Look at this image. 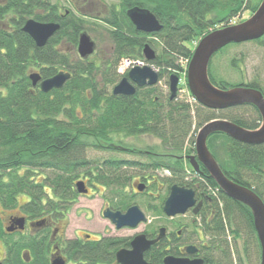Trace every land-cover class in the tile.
<instances>
[{
    "label": "trees",
    "instance_id": "16d2710c",
    "mask_svg": "<svg viewBox=\"0 0 264 264\" xmlns=\"http://www.w3.org/2000/svg\"><path fill=\"white\" fill-rule=\"evenodd\" d=\"M145 1L124 0L121 13L113 6L111 18L104 19L105 25L97 23L94 29L103 32V28H106L112 46L107 56L69 64L53 51L56 44L53 42L62 36V40L76 46L79 34L85 30L83 19L73 16V24L65 25V29L51 41L52 44L38 50L32 39L20 28L30 17L42 22L54 21L56 9L50 5V1L8 0L3 3H7L5 7L0 6V16L14 10L19 17L15 22V32L0 31V202L5 209L14 208L19 203V196L24 195L27 201L23 208L29 218H64L67 221V214L79 197L77 180L86 171L85 168L97 170L99 179L94 181L109 192L108 200L111 201L112 209L125 210L130 207L136 197L127 192L130 179L122 170L134 168L135 165L117 161L101 164L103 161L97 160L90 161L89 165L93 166L89 168L81 152L87 142L81 140V136H91L96 141L95 147L88 145L91 149H101L103 144L118 142L115 136L120 137L122 144L124 140L121 137L129 139L149 135L156 138L170 155L164 165V169L170 173V187L179 185L190 188L197 181L187 180L188 163L183 156L195 152L194 127L199 131L205 124L217 119L227 120L248 130L260 127L261 116L256 108L249 105L236 108L248 111L242 115H235L236 109L217 112L200 105L193 110L185 102L170 100L169 94H163L161 86L139 88L132 97L113 94V88L122 79L117 73L122 59L143 58L145 44L155 43L149 41L144 33H134L123 11L130 5L149 8ZM202 1L158 0L154 4L152 11L164 28L162 33L152 35L163 46L161 55L153 64L160 68V80H163L164 85L169 84L167 74L180 70L176 61L190 60L192 57L193 51L187 44L204 32L203 21L198 18L200 14L206 13V7L209 10L212 6L208 2L202 5ZM249 2L252 0H217V18L212 26H220L224 22L231 24L245 5L246 10L251 9L254 13L262 0H257L253 5ZM38 5L46 12L36 14L34 10ZM48 9L50 12H47ZM168 12L171 17L185 12L190 14L191 19L184 22L162 19ZM196 24L201 28L200 33L192 30ZM252 42L264 48V37ZM37 63L42 65L44 78L54 76L58 68L63 66H67L73 76L62 89L47 94L33 91L29 72ZM209 75L211 81L220 87L231 89L242 86L259 90L264 95V87L257 82L231 84L222 81L217 84L211 69ZM250 114L254 115L252 121L246 119ZM208 147L229 179L253 190L264 202V145L242 144L217 133L209 137ZM153 166L156 169L157 163L154 162ZM35 170L45 175L42 180H35ZM200 170L205 171L202 166ZM207 181L209 186L218 188L211 178ZM221 196L226 205L224 213L228 218V226L232 223L236 227L237 218L241 219L246 224L247 233L258 241L250 209ZM146 200L144 206L156 211L151 206L154 201L149 198ZM209 231L212 237L220 240L227 231L224 220L218 221L214 230L211 228ZM232 233L234 240H237L240 230L233 228ZM4 236L6 234L0 216V237ZM47 236L44 234L37 239L35 236L21 235L26 241L20 239L12 242L9 245L12 264H49ZM68 246L69 258H78L82 249L73 242ZM24 250L30 252V263L22 261ZM235 252L239 253L237 250ZM229 253L233 254L231 250ZM153 258V264H160L156 256ZM230 260L235 262V259Z\"/></svg>",
    "mask_w": 264,
    "mask_h": 264
},
{
    "label": "flooded vegetation",
    "instance_id": "af4514ba",
    "mask_svg": "<svg viewBox=\"0 0 264 264\" xmlns=\"http://www.w3.org/2000/svg\"><path fill=\"white\" fill-rule=\"evenodd\" d=\"M6 1L8 0H0V6L5 7L7 3L6 4H3V3H5ZM66 1L68 5L66 4L58 5L50 1V5L54 6L56 9V12H55L56 14L54 15L55 17L54 21L42 22V21H38L30 17L23 22L20 28V31L25 33L23 31V27L25 26L26 22L29 20H34L35 22L39 24H52V25L57 26L58 29L56 30L54 35L49 38L45 46L39 47L35 43V41L32 40L35 44V47L38 50H43L49 44H52L51 41L53 39L55 40L57 35L63 29H65V25L70 26V24H73L72 19H71L73 16L77 19H83L85 23L84 24L85 30H83L79 34L76 46H72L66 40H62V36H61L59 40L56 39L53 42V44L56 43L53 46V49H54L53 51L56 52L58 55H60V57H62V59L65 60L67 64L72 63V62H77V61H85V60L90 61L91 58L93 59L94 57H97L98 49H97L96 40L93 39V37L90 35L91 33L89 34L88 32L89 29H86V27H88L87 24H89L90 26L91 22L104 24V19L100 18L102 14V10L101 11L92 10L93 12L87 11L84 13L83 11L84 8L86 7L93 8L92 6L95 5L94 0H66ZM97 1H98V5L104 8L103 11H105V7H106L105 13H107L106 18L108 19L111 18L112 16L113 6H115V10L120 11V13L122 12L121 6L123 5L124 0H97ZM107 1L112 2V4L111 5L108 4ZM105 2L107 3L105 4ZM145 2L147 3V6H150L151 8L150 7L149 8L140 7L137 5H130L123 10L125 12V16L128 18L127 12L130 9L135 8V7H138L141 9H147L151 13H153L152 10H154L153 9L154 4L158 2V0H146ZM207 2L212 7L209 10L206 7V9L204 10L206 13L200 14L199 15L200 18L198 19L203 21L204 25L199 24V25H203V29H204L203 31L204 32L206 31L209 33L210 30H212V28L217 27V26H212V23L216 21V18H217V8H216L217 0H203L202 5L207 4ZM65 6H68L69 9H66ZM13 11L8 12L7 15L0 16V31H5L7 33H12L16 31L15 22L18 20L19 17ZM34 11L38 15L43 14V12H46V10L42 9L39 5L35 8ZM47 12H50V10L48 9ZM171 16L172 15L168 12L167 15H165L162 19H167L171 21L181 20L183 18H185L187 21H190L189 19H191L190 14L185 13V12L179 13L175 17H171ZM128 20L130 21L129 18ZM158 21L164 28V25L162 24V22L159 19ZM130 23L133 27L134 33H142L136 29V27L132 24L131 21ZM91 24L93 26V23ZM190 25L192 24L190 23ZM94 28L95 26L91 28V31L96 30ZM200 29L201 28L197 26V24L192 28L194 33H196V31L197 33H200L199 31ZM126 32H127V29L125 33ZM159 33H162V31ZM83 34H87L91 38V40L95 43L94 54H92L91 56L87 58H82L78 51L80 37ZM93 34H99V33H93ZM145 35L148 38V40H152V41L158 40V38H155L152 36L153 34H145ZM146 44H149V43H146ZM111 48L112 46L110 45L109 50H111ZM155 54H156L155 58L151 61H146L144 59L143 52H142L143 58H136V59L144 60L146 65L156 67L160 71V68L153 64L155 61H157L160 54L157 55L156 51H155ZM103 57L98 56L97 59L103 58ZM109 57L111 58L110 55ZM126 59H134V58L129 57ZM37 64L38 65L29 72V79L32 74H38L41 78L40 82L38 83L36 87H33L32 81L30 79L33 91H38V90L41 91L40 89L41 82L44 80L50 79L59 73H69L71 74V78L73 76L72 72L67 68V66H63V67L58 68V72L54 76L49 77V78H44L42 74L43 72L42 65L40 66L39 63ZM121 139L123 138L121 137ZM84 145L86 146H83V150L81 152L83 153V156L85 157L87 161L88 167L90 168L91 166H93V164L89 165L90 161L86 158L89 147H88V144H84ZM101 149L125 153L128 155L136 156L140 158L143 157L147 161L146 163H141V162H134V161H122V160L108 159V160H103L101 164H103L106 161H117V162L130 163L131 165H135L134 168L137 169L136 167H138L140 171H144V172L151 171L152 173H154V171L156 173L161 172V174L153 176L156 179H147L146 177H138V180L137 179L136 180L139 182V184L136 185L134 189H136L137 193L139 194L150 195V196H147V199L149 198L150 201L153 200L155 202V204H151V206H153L156 211L148 210V206H145L144 208L146 209V211L150 213H153L160 217H164V219L167 220L169 224H167V226H162V227H152L148 229L149 231L141 232L133 237H122L119 235L112 236V235L104 234V235L95 236L94 238V235L84 234L82 235V237H78L75 239H66V238H61L62 229H63L62 225H63V222L65 221L64 218L63 219L51 218L49 220L44 219V218H39L35 220L32 218L26 217L25 218L26 224L24 225L23 230L18 229L14 233H9L7 232V228L14 227V225L16 226L17 221H19L21 217H18V216L15 217V216L8 215V217H6L5 219L2 218L4 223L5 221L8 223V227L5 228L3 226V230L6 236L0 237V245L2 244L5 250L4 251L5 255L3 257L0 255V264H12V261L9 255V245L6 243V239L9 237V235H14L16 233H20L21 235L25 236L26 229H28V234L30 236H35L37 237V239H39V237L44 234L48 235L46 244H47V247L49 246V250H48L49 264H53V261L59 258H61L64 261V264H119V261H118L119 252L133 251L134 250L133 242L135 241L136 237L140 235H144L147 238V240L153 241L158 238L162 230H164L163 238L160 239L155 244H153L143 254L144 260L148 264H153L151 261L154 259L153 258L154 256H156L155 259L157 258L159 259L157 260L159 261L160 264H165L164 261L168 257H174L176 259L186 260L189 263L196 262V261H202L203 264H243L241 260V256H240L241 253L235 254V251L237 250V252H240L243 246H244L245 253L248 250L245 249L246 245H243L244 243L241 246L240 244H238V248H237L236 246L234 247L232 242L230 241V239L234 240L233 238L234 234L232 233L233 224L231 223V225L228 226V223H229L228 218L224 213L226 205H225L223 197L221 196V195H224V196L226 195L221 190H219V188H213L209 186L207 180L210 178V175L209 173L205 172L206 170L203 172L202 171L194 172L191 168L187 169V175H188L187 180L197 181L190 188L184 186L185 188L192 189L195 192V201H196L195 205L192 208H190L184 215H177L175 217H169L164 212V206H165L167 199L170 196L171 187H172V186L170 187L169 182H168L170 173L166 169H164V165L170 158L168 151L162 148L163 152L161 154H158L148 149L146 150V149H138L134 147H127V146H124L123 144L122 145H116V144L107 145V147L102 145ZM189 156H190L189 154L183 156L184 161L188 163V165H189V161H187V157ZM154 162L157 163L156 169L153 168ZM87 169L88 168H85L86 171H83L81 173L82 177L81 179L77 181H83L86 183V186L88 189V194H87L88 196L91 193V189H90L91 187H89V184H88V182L91 179V176L89 175V173L91 172L92 176L94 177L92 180L99 179L98 178L99 175L97 173V170L95 172L94 170H91L90 168L89 169L90 172H89V170ZM124 169H128V168L126 167ZM35 171L36 173L37 172L40 173L41 176L44 175L43 173H41L40 170H35ZM163 173H167V175H163ZM160 180L162 181L161 182L162 187L164 186V184L167 185V191L165 192V195L163 196L161 195L158 196L159 195L158 194L159 192L158 182ZM138 186H142L143 191H139L137 189ZM180 187H183V186H180ZM150 189L152 191V194L149 193ZM133 195L136 196L135 193ZM134 206H138V205H136L134 202L130 207H128L125 210H115L110 207V201H108V203H105L103 206L102 217L105 220H107L109 224L114 228L115 233L126 231V230H136L141 225L149 223L148 217L146 216L145 212H143L141 209L140 210L144 213V215L147 218V222L140 224L137 228H134V229L129 228V227L118 229L117 225L111 219L105 218L104 216V212L107 210H110L113 213L121 212L122 214H126L127 211L131 207H134ZM179 217H189L190 219L188 222H186L187 224H183L180 220H175L176 218H179ZM67 218H68V214H67ZM221 219L224 220L227 231L225 233V236L220 237V240H219L217 238L212 237L209 230H211V228L214 230L215 224ZM42 221H45L44 226L38 227L35 225L36 223L42 222ZM191 227H193L192 230H191ZM238 239L239 238H237V240H234V241L238 242ZM72 242L77 244L82 250L85 251L84 253H82V250H80L79 251L80 254H78L79 255L78 258H74V259L69 258L68 256V248H69L68 245ZM189 248L190 250H188ZM230 250L233 253L232 255L229 253ZM28 253L29 255L25 256V254H28ZM246 256L250 257L247 253H246ZM21 258H22V261H24L25 263H30L32 260V257L30 255L29 250H24L21 255ZM26 258H28L29 261H27ZM230 259H235V262L232 263Z\"/></svg>",
    "mask_w": 264,
    "mask_h": 264
},
{
    "label": "water",
    "instance_id": "95a60500",
    "mask_svg": "<svg viewBox=\"0 0 264 264\" xmlns=\"http://www.w3.org/2000/svg\"><path fill=\"white\" fill-rule=\"evenodd\" d=\"M127 16L139 32L145 34H156L162 31L163 26L156 16L147 9L138 7L127 12ZM57 26L52 24H39L34 20H29L23 27V31L28 34L33 41L43 47L50 37L54 35ZM264 37V0H262L256 12L245 22L224 27L205 36L191 58L188 68V86L198 101L206 109L213 111H224L231 108L251 105L257 109L262 124L256 130L242 128L227 120H214L204 125L198 132L195 142L196 156L188 157L193 169L199 171V164H202L219 189L233 201L239 202L248 207L253 217L254 228L257 233L261 247V264H264V202L251 189L241 186L229 179L220 168L219 164L211 154L207 142L210 136L220 133L227 135L231 139L246 145H264V95L261 91L245 87H237L230 90L220 89L212 83L209 77V66L212 58L222 49L231 44H243L259 40ZM79 54L82 58H87L94 54L95 43L87 34H83L79 41ZM143 56L151 61L155 58V51L149 44L143 49ZM71 74L59 73L56 76L44 80L40 84V89L47 94L53 90H59L70 80ZM33 87H36L41 78L38 74L30 76ZM158 73L149 66L132 69L127 77L113 89L114 95L132 97L136 94L137 87L154 86L158 83ZM178 77H170L171 100L177 96ZM76 189L79 194L86 195L88 190L84 182H78ZM139 191H143L142 186H138ZM195 192L192 189L174 185L171 187L170 196L167 199L164 212L169 217L184 215L195 205ZM105 218L111 219L118 229L129 227L137 228L140 224L146 223L147 218L138 206L131 207L126 214L121 212L113 213L110 210L104 212ZM25 219L17 221L16 226L7 228V232L12 233L18 229L23 230ZM38 227L45 225V221L35 224ZM164 230L158 238L153 241L147 240L144 235L135 238L133 251H122L118 254L119 264H148L144 260V252L153 244L163 238ZM190 250V248L188 249ZM28 256V254H25ZM27 261L28 258H26ZM165 264H203L202 261L189 263L186 260L168 257ZM53 264H64L59 258Z\"/></svg>",
    "mask_w": 264,
    "mask_h": 264
},
{
    "label": "rangeland",
    "instance_id": "374dc122",
    "mask_svg": "<svg viewBox=\"0 0 264 264\" xmlns=\"http://www.w3.org/2000/svg\"><path fill=\"white\" fill-rule=\"evenodd\" d=\"M52 3L58 4V5H68L66 0H50ZM257 0H252V2L249 4L253 5L256 3ZM108 4H112V2L107 1ZM105 2V4L107 3ZM94 6L91 7H86L83 9L84 13L87 11H101V19H105L107 16L106 12V7L105 11H103L104 8L98 5V1L94 0ZM109 6V5H108ZM244 6V5H243ZM246 6V5H245ZM242 9L241 12L237 14L235 19L231 21V24L227 25L226 22L220 24V26L212 28L209 33H212L216 30H220L224 27H228L231 25L235 24H240L248 20L252 14L251 9L246 10V7ZM66 9H69L68 6H65ZM64 8V7H63ZM91 9V10H90ZM93 12V11H92ZM186 20L185 18L181 19L182 22ZM93 23V26L92 24ZM90 26L89 24L86 29H89L88 32L89 34L93 37V39L96 40L97 43V49H98V56H107L110 52L109 46L110 42L109 39L107 38L106 34V28H103V32H97V30L91 31V28L97 25L96 22H91ZM230 23V22H229ZM93 33H99V34H93ZM101 33H103V37L101 36ZM208 32H203L199 37H197L195 40L191 41L190 43L187 44L188 47H190L193 50L198 46L200 41L207 36ZM203 35V36H202ZM152 41V40H149ZM159 41V40H156ZM154 41L155 43H151L150 45L153 47V49L156 51L157 55L162 53V44ZM161 55V54H160ZM97 57H94L93 59L91 58L90 61L96 60ZM178 65L181 62L180 60L176 61ZM211 75L214 77L215 81L217 84H219L222 81H225V83H231V84H239L240 82L244 83H259L262 87H264V48L260 46L258 43H244V44H233L229 45L228 47H225V49L221 52L215 55L212 58V63H211ZM226 89L229 90L226 86H224ZM162 92L163 94H167V89L166 86L162 87ZM112 89H110L111 91ZM195 106H198L197 104ZM197 108V107H196ZM195 108V109H196ZM239 108V107H238ZM236 109V108H235ZM247 110H242V109H236L234 110L235 115H242L244 113H247ZM253 114L247 115L246 119L247 120H254L252 119ZM218 120V119H217ZM195 130V138L198 134V130L194 127ZM123 138V137H122ZM194 138V139H195ZM81 140H86L88 145H92L93 147L96 146V141L89 136L88 138L80 137ZM115 139L118 142H114L116 145H122V142H120V137L115 136ZM124 142L123 145L127 147H134L138 149H148L154 153L161 154L163 152L162 147L160 146L161 143L158 139L153 138L149 135L147 136H141L139 138H123ZM108 144H103V146L107 147ZM102 146V145H101ZM86 158L89 161H103V160H108V159H114V160H122V161H134V162H141V163H146L147 161L143 157H136V156H131L125 153H120V152H115V151H110V150H104V149H91L89 148L88 153ZM135 168H130V169H123L122 172L124 175H127L130 179L129 186L127 187V192L129 194H136L135 198V204L139 206V208L145 212L146 216L148 217L149 223L141 225L138 227L136 230H126V231H121V232H116L114 228L109 224L107 220H105L102 217V211H103V206L105 203H108V197L110 196L109 192L106 191V189L101 186L96 184L94 180H92L94 177L92 176V173L89 170V175L91 176L90 181L88 182L89 187H91V193L87 195H80L73 206L71 207L70 211L68 212V218L67 221L63 222L62 225V234L61 238H66V239H75L78 237H82L84 234H91L95 236L98 235H112V236H122V237H133L141 232L144 231H149L148 229L152 227H162V226H167L169 224L167 220L164 219V217H160L158 215H155L153 213H150L146 211L144 208V203L147 201V196L150 195H144V194H139L137 193L136 185L139 184L138 177H146L147 179H156L153 176L161 174V172H155L152 173L151 171L149 172H144L140 171L138 167ZM188 169L190 167L188 166ZM163 175H167V173H163ZM44 175L41 176L40 173H36L35 171V180L40 181ZM82 174L79 175V179H81ZM90 178V177H89ZM78 179V180H79ZM137 179V180H136ZM162 181L160 180L158 182V196H163L165 195V192L167 191V185L164 184L162 187ZM146 191V190H145ZM152 194L151 189L149 190ZM148 193V192H146ZM27 201V197L24 195L19 196L18 198V205H16L14 208L11 209H5L0 202V216L2 218L8 217V215L11 216H18V217H29L25 212H24V204ZM111 202V201H110ZM155 204V202H153ZM189 217H179L176 218L175 220H180L183 224H187L186 222L189 221ZM36 220V219H35ZM171 223V222H170ZM26 224V223H25ZM151 224V225H149ZM3 226L5 228L8 227V223L3 221ZM61 226V225H60ZM234 229H239V239L238 242H235L234 240L230 239L232 242L233 246L238 248V244L240 246L243 244H247L248 246V252H246L250 257L246 256V253L244 251V246L240 250L239 253L241 256V260L243 264H261V249L259 247V242L254 239L253 237L247 233L246 231V224L243 222V220L237 218V224L236 227H233ZM193 227H191V230ZM229 235V234H228ZM26 236H30L28 234V229H26ZM257 237V236H256ZM20 239H23L21 235L19 234H14L13 236H9L6 239V243L8 245H11L12 242L14 241H19ZM24 240V239H23ZM26 241V240H24ZM4 247L1 244L0 245V255L3 257L5 255L4 253ZM235 254H237L235 252Z\"/></svg>",
    "mask_w": 264,
    "mask_h": 264
},
{
    "label": "built area",
    "instance_id": "2783aa9c",
    "mask_svg": "<svg viewBox=\"0 0 264 264\" xmlns=\"http://www.w3.org/2000/svg\"><path fill=\"white\" fill-rule=\"evenodd\" d=\"M137 64H139V63H133V62H130V61H125L124 64L122 65V67H121V70L127 69V68H129L131 66H134V65H137ZM181 93L184 94L185 91L181 90Z\"/></svg>",
    "mask_w": 264,
    "mask_h": 264
}]
</instances>
